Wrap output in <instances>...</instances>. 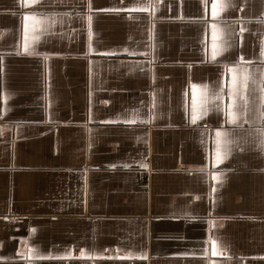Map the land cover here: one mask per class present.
Masks as SVG:
<instances>
[{
  "label": "crops",
  "instance_id": "1",
  "mask_svg": "<svg viewBox=\"0 0 264 264\" xmlns=\"http://www.w3.org/2000/svg\"><path fill=\"white\" fill-rule=\"evenodd\" d=\"M212 3L0 0V264H264V0Z\"/></svg>",
  "mask_w": 264,
  "mask_h": 264
},
{
  "label": "snow or ice",
  "instance_id": "2",
  "mask_svg": "<svg viewBox=\"0 0 264 264\" xmlns=\"http://www.w3.org/2000/svg\"><path fill=\"white\" fill-rule=\"evenodd\" d=\"M226 5L219 4V8L222 10L223 7ZM90 7V5H89ZM217 7H218V0H213L212 3V15H217ZM116 9H100V11H115ZM140 10H146V9H140ZM27 19V17H25ZM89 19V26L91 22V17ZM213 57L216 55H219L222 51H224V43L221 41L220 43H217L218 40H220V36H218V33L216 31V25H213ZM244 31L243 28H241V33ZM91 34V33H90ZM28 43H27V25H25V50L27 51ZM262 54H264V48H262ZM241 61H243V57H240ZM232 73V81H231V89H230V95L233 96V99L236 95V90L238 87V81H239V70L237 68H230L228 69ZM243 79L246 81L248 79L247 75L243 77ZM192 115L191 119L192 122L195 123L196 120L200 119L202 115H206L207 109H206V103H207V90L206 86L201 88L199 85L193 84L192 86ZM234 103L227 105L225 107V115L232 120L233 122L236 120L237 115L233 111ZM217 148L215 152V163L219 164L222 162V160L225 158V153L223 151V141L221 139V132L218 130L217 133ZM146 167L147 165H142ZM127 167V165H125ZM214 179H218V176L216 174H213ZM213 244V254H215V245L216 242L212 241ZM51 259L52 257H48ZM122 258H128V257H122Z\"/></svg>",
  "mask_w": 264,
  "mask_h": 264
}]
</instances>
